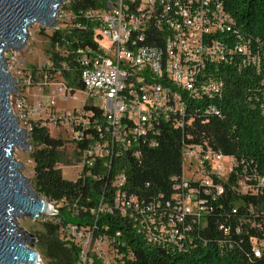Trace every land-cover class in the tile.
<instances>
[{
    "label": "built area",
    "instance_id": "2783aa9c",
    "mask_svg": "<svg viewBox=\"0 0 264 264\" xmlns=\"http://www.w3.org/2000/svg\"><path fill=\"white\" fill-rule=\"evenodd\" d=\"M72 1L64 0L59 7L58 24L53 30L84 26L82 19H91L96 43L78 46L75 51L84 86H68L58 71L53 74L59 73L63 81L52 91L53 97L55 93L61 94L63 101H80L79 95L84 100L65 116L52 114L54 98L44 104L39 102L37 111L48 110L54 124L62 123L65 117L74 136L73 151L77 149L79 153L78 173L101 158L129 150L138 154L136 148L141 143L154 146L162 124L184 128L198 112L195 100L221 94L223 82L209 77L206 68L209 63L227 62L228 55L236 49L216 37L217 32L230 29L232 20L218 0H103L101 8L81 13L72 9ZM239 49L247 51L246 47ZM14 55L8 56L9 63ZM36 73L19 71V92L31 85ZM18 93L12 96L14 109L30 113L26 97L16 96L13 100ZM95 107L100 108V116ZM204 111L217 114L219 108L211 104ZM90 127L97 133L90 131ZM80 142L86 145L82 148ZM182 157L183 176L176 186L174 203H167L169 209L144 206L136 196L119 190L114 205L102 204L101 212L117 210L134 219L137 232L149 241L171 242L182 249L193 226L187 223V217H193L204 228L210 217L222 214V199L229 193L253 197L264 194V176L240 173L233 157L209 146L185 143ZM117 179L118 185L125 181L123 175ZM49 205L50 212L39 218L61 225L62 240L79 248L78 264H124V252L116 243L121 232L112 237L102 235L96 230L98 222L62 224L57 217L59 207L50 201ZM233 205V218L239 221L233 228L234 234L241 235L243 226L254 231L250 233L252 254L262 257L264 213L261 219L257 218V208L243 198ZM231 218L228 216L227 224L220 225L225 232L232 230L228 223ZM234 246L230 243L227 248L232 250Z\"/></svg>",
    "mask_w": 264,
    "mask_h": 264
},
{
    "label": "trees",
    "instance_id": "16d2710c",
    "mask_svg": "<svg viewBox=\"0 0 264 264\" xmlns=\"http://www.w3.org/2000/svg\"><path fill=\"white\" fill-rule=\"evenodd\" d=\"M218 1L232 20L230 29L217 32L216 37L236 51L228 55L227 62L207 65V75L223 82L222 92L195 100L198 112L184 128L162 124L154 146L141 143L136 148L138 154L129 150L101 158L94 166L83 168L76 180H69L59 167L67 157L68 141L51 135L43 121L30 120L33 187L59 207L57 217L62 224L94 225L98 222L96 230L102 235L112 237L121 232L116 243L124 252V264H264V254L260 258L252 254L250 233L255 232H249L245 226L241 235L233 231L239 224L233 218V202L243 198L246 203H253L259 212L257 218L261 219L264 194L253 197L229 193L222 199V214L210 217L204 228L193 217H187V223L193 226L182 249L171 242L149 241L137 232L134 219L117 210L109 213L100 210L102 204L114 205L119 190L136 196L144 206L169 209L167 203H174L176 186L183 176L185 143L209 146L233 157L240 173L264 176V0ZM102 2L73 0L71 6L81 13L101 8ZM82 22L84 26L53 30L48 35L50 65L45 66V71L47 74L60 71L68 86L74 89L84 86L75 51L78 46L96 43L94 21L84 18ZM244 47L247 51L239 49ZM211 104L219 108L217 114L205 113L204 108ZM94 110L100 116V108ZM90 131L97 133L93 127ZM79 145L83 148L86 142ZM71 155L79 161L77 149ZM119 175L125 177L120 185L117 184ZM228 216L232 217L228 222L232 230L225 232L220 225L227 224ZM41 222L44 230L37 233V238L45 264H78L79 248L62 240L61 225L49 220ZM230 243L235 244L232 250L227 248Z\"/></svg>",
    "mask_w": 264,
    "mask_h": 264
},
{
    "label": "water",
    "instance_id": "95a60500",
    "mask_svg": "<svg viewBox=\"0 0 264 264\" xmlns=\"http://www.w3.org/2000/svg\"><path fill=\"white\" fill-rule=\"evenodd\" d=\"M64 0H0V264H39L38 250L31 245L33 233L18 218L37 220L49 213V200L41 196L23 175L16 150L31 148L29 131L16 114L12 96L19 92L7 54L26 47L34 23L54 29ZM32 38V37H31Z\"/></svg>",
    "mask_w": 264,
    "mask_h": 264
},
{
    "label": "rangeland",
    "instance_id": "374dc122",
    "mask_svg": "<svg viewBox=\"0 0 264 264\" xmlns=\"http://www.w3.org/2000/svg\"><path fill=\"white\" fill-rule=\"evenodd\" d=\"M53 29L43 27L40 23H34L29 29V36L27 39L26 47L20 51L11 50L7 56L14 55V59L10 61L8 67L12 74L16 78H20L19 71L24 70V73H30L33 68L36 70V74L34 75L31 85L27 87H22L20 92L16 96H24L27 98L29 102V106L31 109L30 113H24L18 111L16 108L14 109L16 114L19 117L21 125L29 131L30 120L38 121L43 120L46 122L47 127L51 135L55 137H61L64 140L68 141L66 144V158L63 163L60 164V169L64 178L69 180H76L78 177V171L80 169V161L78 159H74L72 157V152L74 149L73 132L71 128L67 125L66 119H62V123L57 122L54 124L53 120H51L52 116H49L48 110L43 112H38V103H45L49 98L56 100V105L51 109L52 114L54 116H65L68 110L72 109V107L80 106V102L84 100V96L79 95L80 101L67 100L63 101L62 95L55 93L53 97V89H56L62 83V78L59 73L57 74H47L45 71V66H48L50 63L49 56L47 51L50 49V41L48 35L51 34ZM28 81V80H27ZM20 85V83L18 84ZM21 86V85H20ZM60 118V117H59ZM31 148L27 151H24L23 148H18L16 150V157L22 162L23 169L22 173L24 176L30 179L31 184L33 182L34 177V161L31 157ZM186 175L189 176L188 171ZM195 208V205H194ZM18 221L23 227V229L27 230L30 233H33L36 241H33L31 245L34 249L38 250L40 254L41 262L39 264H45L46 259L43 258L41 254V250L38 246V238L37 233L42 232L44 230L43 224L39 219L32 220L29 217L18 218Z\"/></svg>",
    "mask_w": 264,
    "mask_h": 264
}]
</instances>
